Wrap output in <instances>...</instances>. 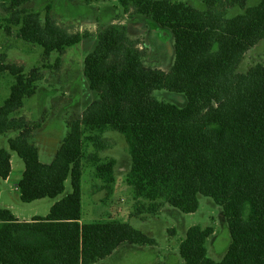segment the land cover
I'll list each match as a JSON object with an SVG mask.
<instances>
[{"label": "trees", "instance_id": "1", "mask_svg": "<svg viewBox=\"0 0 264 264\" xmlns=\"http://www.w3.org/2000/svg\"><path fill=\"white\" fill-rule=\"evenodd\" d=\"M4 1L9 7L4 6L0 32L10 36L15 27L16 37L43 48L45 58L56 53L52 70L61 68L67 50L89 37L61 27L50 5L42 17L25 8L33 0ZM83 1H116L125 15L144 16L170 29L175 62L170 72L147 67L144 50L129 38L125 25L102 29L84 61V76L99 99L68 123L55 159L44 164L29 141L42 123L14 117L25 99L36 95L41 71L35 67L26 74L23 66L0 56V75L14 78L0 108V135L19 132L8 148L24 163L17 186L21 202L57 199L68 180L72 185L49 215L31 223H20L9 209L0 208V264H96L125 244L157 245L129 223H81L84 162L91 163L102 190L111 192L116 182V160L100 156L108 149V131L123 135L128 145L126 184L135 202L133 216L156 217L166 205L193 214L199 196L223 209L231 239L224 257L215 261L209 256L213 227L193 226L179 244L184 264H264V64L237 73L245 54L264 40V0L232 19L227 11L245 9L248 0H201L205 11L168 0ZM161 90L187 101L182 107L159 101L153 93ZM9 151L0 150L3 181L12 172Z\"/></svg>", "mask_w": 264, "mask_h": 264}, {"label": "rangeland", "instance_id": "2", "mask_svg": "<svg viewBox=\"0 0 264 264\" xmlns=\"http://www.w3.org/2000/svg\"><path fill=\"white\" fill-rule=\"evenodd\" d=\"M183 2L205 11L206 5L201 0H168ZM262 0H248L246 8L233 7L227 11V18L232 19L245 13L246 9L256 7ZM53 8V14L59 24L68 23L72 33H89L86 40L95 36L98 30L109 24L128 26V36L138 42L144 50L143 62L147 67L170 72L175 62V40L170 29L162 28L150 18L138 15L137 21L128 24L136 15H125L116 1L85 3L83 0H33L26 4V9L45 16L47 6ZM8 3L0 0V18L7 15L5 7ZM50 10V13H51ZM75 22L72 24V22ZM94 22V26L90 23ZM126 22L127 24H123ZM87 23V24H86ZM12 27V35L0 32V56L5 54L7 62L18 63L28 74L33 68L41 71L42 81L36 95L24 101V108L15 113L16 118H25L32 124L42 123V127L29 140L39 150L41 162L51 163L60 144L69 133L68 123L72 119L82 117L84 111L95 100L98 93L91 91L90 83L84 76V61L98 43V35L94 44L85 42L77 50L69 51L62 57L59 70L50 69L57 59L54 53L44 57V50L39 46L19 40ZM93 32V33H92ZM96 32V33H95ZM92 33V34H91ZM72 50V48H71ZM69 51V52H68ZM257 64H264V40L248 51L237 69L238 74H246ZM14 78L9 74L0 75V108L8 99ZM153 96L159 101H167L182 107L186 100L184 95L167 90L155 91ZM82 112V113H81ZM81 113V114H80ZM79 114V115H78ZM19 132L10 131L0 135V150H8V141L18 137ZM108 149L100 153L102 159H115V184L111 192L102 190L101 182L94 179L91 163L83 164L82 189V222L93 220H118L129 223L150 238L156 240V246H136L125 244L113 257L96 264H184L179 244L187 230L193 226L213 227L214 233L208 240L209 256L220 261L230 242L223 209L211 198L199 196L200 207L196 213L185 214L165 206L159 216H133L135 202L132 190L126 184V176L131 169V157L125 137L118 132L108 131L104 135ZM12 157V174L6 181L0 179V208L9 209L21 221H29L36 217L49 215L52 206L72 192L71 181L66 182L64 193L57 199H43L31 204L21 202L19 192L14 188L24 172V163L17 153L9 151ZM172 230L175 231L172 232Z\"/></svg>", "mask_w": 264, "mask_h": 264}, {"label": "crops", "instance_id": "3", "mask_svg": "<svg viewBox=\"0 0 264 264\" xmlns=\"http://www.w3.org/2000/svg\"><path fill=\"white\" fill-rule=\"evenodd\" d=\"M28 4H29V3H28ZM25 7H26V6H25ZM26 8H27V7H26ZM52 12H53V8H52V10H51V15H52V17L56 20V17H57V16H55ZM137 16H138V15L134 16L135 18L132 19V20H130L128 24H133V23H132L133 21H137V20H138ZM74 22H75V20L72 22V24H73ZM57 23H58V21H57ZM90 23L94 26V24H93L94 22H90ZM122 23H123V24H127L126 22H122ZM58 24H59V23H58ZM86 24H87V23H86ZM111 24H112V23H111ZM111 24H109V25H111ZM59 25H60L61 27L67 28L68 31H69V33H72V32H71V27H69V24H68V23L59 24ZM109 25H107V26H109ZM107 26H104L103 28H101L100 30H98L97 33L95 32V33H96L95 36L97 37L98 33H99L102 29H104L105 27H107ZM126 27H127V34H128V33H129V31H128V26H126ZM92 33H93V32H92ZM92 33H91V34H92ZM95 36H92V38H90L89 40H86V39L83 40V41L79 44L80 46H78V45H77V46H78V47H81V46L83 45V43H85V42L91 43V42H90L91 40L93 41L92 43L94 44L95 42H94L93 39H95ZM95 48H96V47H95ZM74 50H77V48L74 47V48H72V50L69 49V51H74ZM69 51H68V52H69ZM77 51H78V50H77ZM93 51H94V50H93ZM93 51H92V52H93ZM8 62H9V61H8ZM9 63H11V62H9ZM12 64H16V65L20 66V64H18V63H12ZM83 74H84V70H83ZM91 91H92V90H91ZM95 101H96V100H95ZM95 101H93V102H95ZM93 102H92V103H93ZM23 108H24V107H23ZM23 108H22V109H23ZM22 109H20V110H22ZM20 110H19V111H20ZM81 113H82V112H81ZM81 113H80V114H81ZM78 115H79V114H78ZM26 120H27V119H26ZM27 121L31 124L30 120H27ZM60 145H61V144H60ZM58 149H59V148H58ZM38 151H39V150H38ZM57 151H58V150H57ZM56 153H57V152H56ZM56 153H55V156H56ZM39 158H40V157H39ZM54 159H55V157H54ZM54 159H53V160H54ZM40 161H41V160H40ZM42 163H44V162H42ZM51 163H52V162H51ZM11 164H12V157H11ZM44 164H50V163H44ZM23 173H24V172H23ZM11 174H12V172H11ZM10 176H11V175H10ZM22 176H23V174H22ZM9 178H10V177H9ZM9 178H8V179H9ZM21 178H22V177H21ZM8 179H7V180H8ZM94 179H95V178H94ZM20 180H21V179H20ZM20 180H19V181H20ZM164 209H165V207H164ZM164 209H163L161 212H163ZM13 215H14V214H13ZM17 219H18V218H17ZM103 220H104V219H103ZM18 221H19L20 223H24V222L31 223V222L33 221V219H32V220H29V221H21L20 219H18ZM96 221H97V220L95 219V220H93V221H91V222L93 223V222H96ZM98 221H99V220H98ZM81 223H82V224H90V223H84V222H82V221H81ZM122 246H123V245H122ZM120 248H121V247H119V248L114 252V254H115ZM114 254H113V255H114ZM113 255L110 256L109 258L113 257ZM109 258H107V259H109Z\"/></svg>", "mask_w": 264, "mask_h": 264}, {"label": "built area", "instance_id": "4", "mask_svg": "<svg viewBox=\"0 0 264 264\" xmlns=\"http://www.w3.org/2000/svg\"><path fill=\"white\" fill-rule=\"evenodd\" d=\"M14 190L18 192V187L16 186V187L14 188Z\"/></svg>", "mask_w": 264, "mask_h": 264}]
</instances>
